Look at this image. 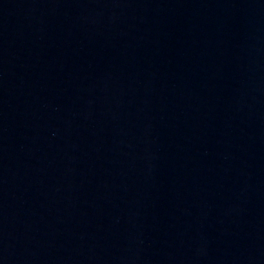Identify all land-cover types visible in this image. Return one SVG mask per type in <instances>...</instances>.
Here are the masks:
<instances>
[{"label":"water","instance_id":"water-1","mask_svg":"<svg viewBox=\"0 0 264 264\" xmlns=\"http://www.w3.org/2000/svg\"><path fill=\"white\" fill-rule=\"evenodd\" d=\"M264 0H0V264H254Z\"/></svg>","mask_w":264,"mask_h":264}]
</instances>
